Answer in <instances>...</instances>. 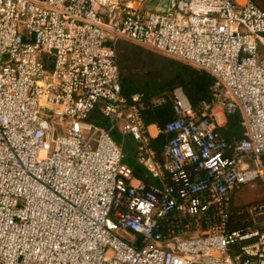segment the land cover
<instances>
[{
	"label": "built area",
	"instance_id": "2783aa9c",
	"mask_svg": "<svg viewBox=\"0 0 264 264\" xmlns=\"http://www.w3.org/2000/svg\"><path fill=\"white\" fill-rule=\"evenodd\" d=\"M146 1L0 0V264H264V200L233 204L264 185V12L168 0L141 14ZM117 41L210 75L244 137L227 142L214 106L176 88L150 101L173 115L158 155L141 96H121ZM115 129L156 185L133 178Z\"/></svg>",
	"mask_w": 264,
	"mask_h": 264
},
{
	"label": "trees",
	"instance_id": "16d2710c",
	"mask_svg": "<svg viewBox=\"0 0 264 264\" xmlns=\"http://www.w3.org/2000/svg\"><path fill=\"white\" fill-rule=\"evenodd\" d=\"M250 1L264 12V0ZM123 43L124 42L117 41L113 44L116 61V47H122ZM136 50L138 52L134 56L141 57L142 50ZM138 60H140V58H138ZM153 62L155 68L141 77L138 76V78L124 75L120 72L118 61L117 65L119 68L121 96L129 102L133 95H140L143 103L147 106L144 112L141 113V118L145 127L154 125L159 131L155 138L150 137L149 139L150 147L159 155L164 145L172 138V135L167 134L164 129L166 123L173 119V115L171 114V104L169 100L160 107H152L150 101L155 97L163 96L167 98L171 95L173 90L181 88L192 108L198 109L200 105H206L212 108L214 106V98L211 87L214 80L207 73L168 57H153ZM90 118L97 120V123L100 122L95 115H92ZM220 132L223 138L229 143L242 139L244 137V129L241 125L239 113L228 116L226 125L220 129ZM112 138L121 148L125 157L124 163L131 169L133 178L152 184L153 180H151L147 172L137 162V146L133 139L129 136L122 135L118 129H115L112 133ZM154 185H156V181ZM237 220L238 225L240 224V218Z\"/></svg>",
	"mask_w": 264,
	"mask_h": 264
},
{
	"label": "rangeland",
	"instance_id": "374dc122",
	"mask_svg": "<svg viewBox=\"0 0 264 264\" xmlns=\"http://www.w3.org/2000/svg\"><path fill=\"white\" fill-rule=\"evenodd\" d=\"M163 2V0H151L150 2L146 1L141 5L140 13L142 14L150 11H156V8H160ZM116 49L120 72L124 75H130L133 78H138V76L141 77L155 68L153 57H165L128 42H124L122 47H116ZM136 49L142 50L141 57L134 56L138 52ZM138 58H140V60H138ZM220 120L223 121L222 117ZM57 135H61L59 129L57 130V133H55V136ZM154 183L155 180H153L152 185H154ZM233 197V204L236 207L235 211L244 209L253 202L264 200V185L261 184L260 181L256 180L248 185L242 186V188L234 194Z\"/></svg>",
	"mask_w": 264,
	"mask_h": 264
},
{
	"label": "crops",
	"instance_id": "0c3cea01",
	"mask_svg": "<svg viewBox=\"0 0 264 264\" xmlns=\"http://www.w3.org/2000/svg\"><path fill=\"white\" fill-rule=\"evenodd\" d=\"M211 113L214 114V116H216L217 122L220 125V129L223 128L226 125L227 122V117L223 114L221 107L219 106H214L211 109ZM222 117L223 121L220 120V118ZM149 133H150V137L155 138L158 135V129L156 128V126L152 125L148 127Z\"/></svg>",
	"mask_w": 264,
	"mask_h": 264
},
{
	"label": "water",
	"instance_id": "95a60500",
	"mask_svg": "<svg viewBox=\"0 0 264 264\" xmlns=\"http://www.w3.org/2000/svg\"><path fill=\"white\" fill-rule=\"evenodd\" d=\"M151 0H148V2H150ZM164 2L162 3L161 7L160 8H156V11L157 12H164L166 10V4H167V1L168 0H163ZM174 4V0H172V4H171V7L173 6Z\"/></svg>",
	"mask_w": 264,
	"mask_h": 264
},
{
	"label": "bare ground",
	"instance_id": "6f19581e",
	"mask_svg": "<svg viewBox=\"0 0 264 264\" xmlns=\"http://www.w3.org/2000/svg\"><path fill=\"white\" fill-rule=\"evenodd\" d=\"M40 157H44V154L43 153H40Z\"/></svg>",
	"mask_w": 264,
	"mask_h": 264
}]
</instances>
